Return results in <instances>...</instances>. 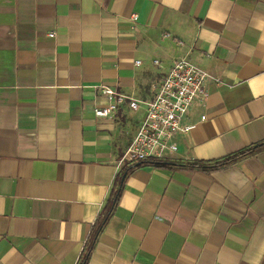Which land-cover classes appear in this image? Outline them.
I'll list each match as a JSON object with an SVG mask.
<instances>
[{"label":"crops","instance_id":"0c3cea01","mask_svg":"<svg viewBox=\"0 0 264 264\" xmlns=\"http://www.w3.org/2000/svg\"><path fill=\"white\" fill-rule=\"evenodd\" d=\"M181 56L219 81L164 167L119 164L144 111L101 87L149 99ZM261 141L264 0H0V264H264V147L178 167Z\"/></svg>","mask_w":264,"mask_h":264},{"label":"built area","instance_id":"2783aa9c","mask_svg":"<svg viewBox=\"0 0 264 264\" xmlns=\"http://www.w3.org/2000/svg\"><path fill=\"white\" fill-rule=\"evenodd\" d=\"M136 16L134 14L133 18ZM48 35L53 36L54 33L49 32ZM208 78L219 81L186 56H181L164 73L149 99L102 86L101 91L107 96L108 103L94 109L96 116H111L123 104L130 110L142 108L144 111L129 143L122 150L118 163L122 165L163 160L167 154L176 151L174 137L178 133H187L192 128L191 124L184 122V118L192 102L207 95L204 83Z\"/></svg>","mask_w":264,"mask_h":264},{"label":"trees","instance_id":"16d2710c","mask_svg":"<svg viewBox=\"0 0 264 264\" xmlns=\"http://www.w3.org/2000/svg\"><path fill=\"white\" fill-rule=\"evenodd\" d=\"M263 147H264V141H261L258 143H254L248 147H245L239 151H236L232 154H229V155H227L221 159H218V160H214L211 162H202V161L193 160V161H189V162L184 163V164H179L178 167H188V168H192V169H201L204 171H211V170H214L217 168H221L223 166L233 164L241 158H244L246 156H249V155H252V154L258 152ZM142 163H151L152 165H154L156 167H164L167 164V163L163 162L162 160H149V161L139 162V164H142ZM117 194H118V192L116 191L114 196L112 197L111 204H113L114 199L116 198ZM89 247H90V245H89ZM87 255L84 256L83 263L86 261Z\"/></svg>","mask_w":264,"mask_h":264}]
</instances>
